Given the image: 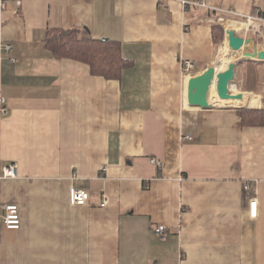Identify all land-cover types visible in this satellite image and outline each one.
<instances>
[{"label":"crops","instance_id":"0c3cea01","mask_svg":"<svg viewBox=\"0 0 264 264\" xmlns=\"http://www.w3.org/2000/svg\"><path fill=\"white\" fill-rule=\"evenodd\" d=\"M7 2L0 170L16 162L19 177L3 181L1 202L19 206L22 225L0 230V264H264V125L239 113L264 109V60L236 61L235 94L248 106L187 102L188 78L215 65L228 40L223 22L245 36L243 23L178 0ZM207 3L264 15V0ZM56 27L120 41L134 65L111 79L57 58L44 44ZM248 36L247 50H264ZM72 186L89 190L85 205L71 204Z\"/></svg>","mask_w":264,"mask_h":264},{"label":"built area","instance_id":"2783aa9c","mask_svg":"<svg viewBox=\"0 0 264 264\" xmlns=\"http://www.w3.org/2000/svg\"><path fill=\"white\" fill-rule=\"evenodd\" d=\"M183 6H194L208 8L211 10L219 11L223 15L234 16L235 19L240 20L243 23L245 38L248 35L264 38V15L260 12L243 13L231 8H215L207 3V0H178ZM21 4V1H18ZM8 9L7 0H0V64L3 58L10 54L14 49L11 42L6 41L3 34L5 24V12ZM225 17H220V20H224ZM250 36V37H251ZM183 67L186 72H191L195 69V64L192 60L188 59L183 62ZM7 98L2 93V80L0 78V118L7 115ZM186 139H193L191 134L185 136ZM151 162L158 167H163V161L158 158H151ZM16 162H10L1 167L0 170V230L3 227L8 229H18L22 225L21 211L17 204H3L1 202V190L2 183L6 179L18 178L19 170ZM70 202L73 205H85L90 199V192L87 188L72 186L70 189ZM108 198L104 194L102 206H106ZM251 215L257 216V201L252 200L250 204ZM155 233L162 239L167 237V227L164 224H159L155 227Z\"/></svg>","mask_w":264,"mask_h":264},{"label":"trees","instance_id":"16d2710c","mask_svg":"<svg viewBox=\"0 0 264 264\" xmlns=\"http://www.w3.org/2000/svg\"><path fill=\"white\" fill-rule=\"evenodd\" d=\"M224 27L215 22L213 37L219 45L224 38ZM45 47L57 58H71L88 64L94 75L118 79L121 73L134 65L133 60L122 55L121 42L96 39L84 27L50 28L44 41ZM243 122L264 125V109L239 111Z\"/></svg>","mask_w":264,"mask_h":264},{"label":"water","instance_id":"95a60500","mask_svg":"<svg viewBox=\"0 0 264 264\" xmlns=\"http://www.w3.org/2000/svg\"><path fill=\"white\" fill-rule=\"evenodd\" d=\"M226 34L229 46L234 52H240L251 41V38L240 36L233 29H227ZM244 56L248 59L264 60V50H259L258 48L252 51L245 50ZM236 64V60H231L227 67L220 72L212 65L202 73L190 77L187 85L188 103L203 108L215 107L216 103L212 101L211 96V89L215 78H217V93L221 99H243L242 93L235 94L230 92V85L236 75Z\"/></svg>","mask_w":264,"mask_h":264},{"label":"bare ground","instance_id":"6f19581e","mask_svg":"<svg viewBox=\"0 0 264 264\" xmlns=\"http://www.w3.org/2000/svg\"><path fill=\"white\" fill-rule=\"evenodd\" d=\"M230 23H232V22L227 20V21H225L224 25L228 26V29H230V28H232V26H230ZM234 24L236 25V27L239 28V23L236 22ZM245 48H243L240 52H237L238 53L237 60L240 57H243V58L245 57L244 56ZM232 52H233V50L229 46V40H227V42L225 43V46H222L220 48L219 53H218V57H217V61L214 65L217 68L218 72L224 70L226 68V66L229 64L230 59H231V58L229 59V56H232ZM188 80H189V78H188ZM230 86H231V89H233V83H231ZM212 87H213L212 90L214 92V94L212 95V97H213L212 100L216 103V105L248 106L247 96H245L244 99H221L217 93V78H215ZM187 102H188V99H187ZM188 105L194 106V107L195 106L199 107L197 105H191L189 103H188Z\"/></svg>","mask_w":264,"mask_h":264},{"label":"rangeland","instance_id":"374dc122","mask_svg":"<svg viewBox=\"0 0 264 264\" xmlns=\"http://www.w3.org/2000/svg\"><path fill=\"white\" fill-rule=\"evenodd\" d=\"M225 21H227V20H225ZM225 21H224L223 23H225ZM245 50H247V46H246ZM237 57H238V53L233 51V52H232V56H229V59L231 58L230 61H231V60H234V59L237 61ZM238 62H239V61H238ZM233 81H234V80H233ZM232 83L235 85V86L233 85V90H234L233 92L236 93V91H237V89H236V82L234 81V82H232ZM212 89H213V87H212ZM212 89H211V96L214 94V92H213ZM212 98H213V97H212ZM212 101H213V100H212Z\"/></svg>","mask_w":264,"mask_h":264}]
</instances>
